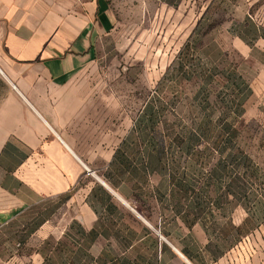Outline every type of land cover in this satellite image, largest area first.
<instances>
[{
  "label": "crops",
  "instance_id": "crops-1",
  "mask_svg": "<svg viewBox=\"0 0 264 264\" xmlns=\"http://www.w3.org/2000/svg\"><path fill=\"white\" fill-rule=\"evenodd\" d=\"M113 27L106 0L91 9L68 0H0V236L24 227L31 208L42 209L41 228L55 224L57 210L46 212L47 202L68 194L58 231L68 228L75 245L68 256L229 264L231 248L202 215L208 199L163 154L137 150L114 90L86 87L84 71Z\"/></svg>",
  "mask_w": 264,
  "mask_h": 264
},
{
  "label": "rangeland",
  "instance_id": "rangeland-1",
  "mask_svg": "<svg viewBox=\"0 0 264 264\" xmlns=\"http://www.w3.org/2000/svg\"><path fill=\"white\" fill-rule=\"evenodd\" d=\"M106 2L114 27L84 71L86 87L114 90L137 150L163 154L208 199L202 215L231 248L229 264H264V0ZM62 200L47 202L55 224L41 228L42 209L31 208L24 227L2 231L0 263L66 264L75 245L68 228L58 233Z\"/></svg>",
  "mask_w": 264,
  "mask_h": 264
},
{
  "label": "trees",
  "instance_id": "trees-1",
  "mask_svg": "<svg viewBox=\"0 0 264 264\" xmlns=\"http://www.w3.org/2000/svg\"><path fill=\"white\" fill-rule=\"evenodd\" d=\"M67 200H68V194L63 195V200H62V202L64 203V202H66ZM65 236L68 237V233H65ZM69 251H70V248H68V252H69ZM75 254L79 255V252H78V253H75ZM66 258H68L67 261L65 262L66 264H82V263H81L82 260H80V259L77 260V258H76L75 255H71V256L69 255V256L66 257Z\"/></svg>",
  "mask_w": 264,
  "mask_h": 264
}]
</instances>
